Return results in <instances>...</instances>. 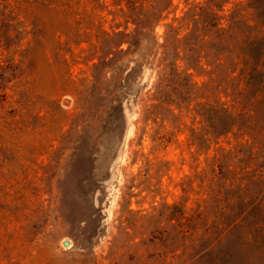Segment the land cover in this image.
Segmentation results:
<instances>
[{"label": "rangeland", "instance_id": "1", "mask_svg": "<svg viewBox=\"0 0 264 264\" xmlns=\"http://www.w3.org/2000/svg\"><path fill=\"white\" fill-rule=\"evenodd\" d=\"M188 1L199 0H172L158 42ZM94 13L106 29L110 14ZM36 24L35 45L21 33L0 49L12 68L0 95V264H264V102L238 143L236 126L218 134L222 98L176 104L146 64L123 83L138 53L110 45L115 60L93 68L94 39L74 44L51 17ZM191 73L195 87L207 79Z\"/></svg>", "mask_w": 264, "mask_h": 264}, {"label": "trees", "instance_id": "2", "mask_svg": "<svg viewBox=\"0 0 264 264\" xmlns=\"http://www.w3.org/2000/svg\"><path fill=\"white\" fill-rule=\"evenodd\" d=\"M110 5L112 10L106 9L105 0H0V49H8L21 33L29 34L35 45L44 29L36 21L51 17L53 31L65 36L71 33L76 38L74 44L95 40L90 44L94 48L90 54L95 58L93 68L109 66L115 60L109 46L124 44L118 52H136L138 56L124 69L123 83L135 76L136 66H153L157 69L155 86L161 95L170 94L176 104L183 95H202L205 99L216 95L223 99L216 108L221 127L218 134L236 126L238 143L251 140V104L264 102V0L188 1L179 17L163 24L160 42L154 27L173 11L172 0H110ZM95 10L110 14L106 29L101 23L93 26ZM208 59H213L212 66ZM0 61L4 62H0L3 96L1 90L12 68L8 59ZM196 70L207 78L199 87L191 80V72ZM213 79L217 91L210 90ZM257 132L262 134L260 129Z\"/></svg>", "mask_w": 264, "mask_h": 264}, {"label": "water", "instance_id": "3", "mask_svg": "<svg viewBox=\"0 0 264 264\" xmlns=\"http://www.w3.org/2000/svg\"><path fill=\"white\" fill-rule=\"evenodd\" d=\"M61 244L62 245H67L68 244V241L64 239V240L61 241Z\"/></svg>", "mask_w": 264, "mask_h": 264}]
</instances>
